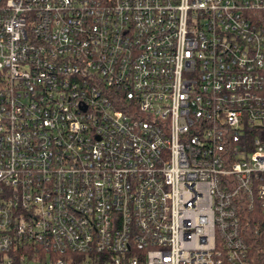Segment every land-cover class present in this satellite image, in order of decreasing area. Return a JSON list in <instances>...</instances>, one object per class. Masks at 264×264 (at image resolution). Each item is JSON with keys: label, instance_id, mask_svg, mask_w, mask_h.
I'll list each match as a JSON object with an SVG mask.
<instances>
[{"label": "built area", "instance_id": "obj_1", "mask_svg": "<svg viewBox=\"0 0 264 264\" xmlns=\"http://www.w3.org/2000/svg\"><path fill=\"white\" fill-rule=\"evenodd\" d=\"M0 264H264V0H0Z\"/></svg>", "mask_w": 264, "mask_h": 264}]
</instances>
